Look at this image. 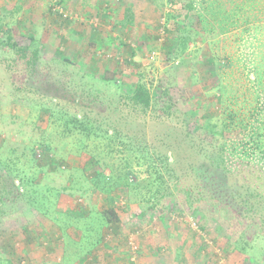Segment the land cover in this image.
<instances>
[{"label":"trees","instance_id":"16d2710c","mask_svg":"<svg viewBox=\"0 0 264 264\" xmlns=\"http://www.w3.org/2000/svg\"><path fill=\"white\" fill-rule=\"evenodd\" d=\"M227 1L219 4L221 1L199 0L198 4L209 16L220 11L221 6L227 11L234 10V13L242 11L238 3L240 0L237 3ZM248 1L253 4L255 0L244 2ZM187 2L188 5L181 7L186 11L183 10L184 13L181 9V20L176 22L175 16H169L168 21L173 19L175 26L170 30L165 28L161 56L166 63V72L160 80L159 95L155 98L140 78L124 92L115 93L117 97H111L109 88H102L97 81L109 84L111 79L82 74L86 65L79 56L69 60H46L35 38L30 39L29 45L21 46L12 42L9 35L6 41L0 37V52L3 53L0 55V101L5 97L15 98L16 108L26 105L28 119L35 115L33 124L38 126L42 122L55 136L70 139L83 162H88L81 168L84 176H80L86 190L108 198L107 207L100 210L91 209L85 213L61 211L60 198H73V189L79 191L76 185L81 184L80 177L71 173L64 189L39 191L36 188L38 184L34 186V180H24L18 174L16 163L3 164L5 172L0 174V223L12 221V224L9 229L10 224L1 223L0 232L9 229L15 233L16 220L23 219L25 214L21 211L17 213L18 202L33 217L30 223L21 226V234L26 233L27 239L34 238L36 247L45 244L44 247L50 251V248L54 249L52 239L55 238L61 240L64 246V239L68 240L72 236L69 231H73L79 236V247L86 241L87 249L84 250L90 253V248L96 246L109 231L113 230L118 235L120 217L114 200L116 193L121 192L126 205L135 203L137 210L133 213V220L138 225L144 227L145 223L155 218L158 223L154 227L161 226L164 230L157 235L159 244L156 250H152L158 264L163 256L160 243L168 239L177 240L179 229L171 230L173 222L168 219L170 215L176 214L187 220L191 216L202 233L209 232L208 226L214 225L213 234L218 237L225 235L231 252L246 254L251 244L264 238V93L261 85L264 78L258 75L256 84H260V90L252 92L250 101L241 96L240 102L245 104L239 107L238 97H229L226 85L219 82L220 76H216L213 87L219 92L216 99L220 106L216 118L207 111L203 113L201 105L190 104L184 89H179L182 105L176 104L175 92L170 91L173 89L172 80L177 81L175 64L179 63V68L184 69L186 59L192 55L189 44L196 41L195 37L199 35L201 42L213 41L223 33L225 25L224 20H218L219 29H222L216 33L195 3L191 0ZM124 13V19L130 21V11L125 9ZM56 17L68 21V17L63 18L61 14L57 13ZM233 22L235 24V21L230 24ZM1 30L0 26V33ZM169 61L175 64L169 67ZM203 61L208 67H213L210 72H218L217 67L220 68L221 63L215 58L207 57ZM68 65L74 75L80 73L82 81L87 78L93 84L81 85V81H73L67 76L56 80L57 71ZM166 73H171V77ZM37 142L35 146L40 147L35 150L36 158L37 154L38 158L47 154V159L50 154L41 148L44 145L39 144L43 141ZM87 167H92L90 176L86 174ZM29 184L32 187L30 191L26 189ZM8 206L16 213H4ZM198 234L200 242L193 243V264H209L203 258V255H209L208 245L201 233ZM32 243L28 240L27 244ZM133 247L127 249L131 253L128 257L130 264H136L131 260L134 254H138V250L135 251L137 248ZM221 250L220 255L214 253L211 264L219 263L218 258L225 254V250ZM24 256L31 264H48L44 255L35 257V253L30 252ZM175 258L180 259L178 249ZM0 264L13 262L10 258L0 257Z\"/></svg>","mask_w":264,"mask_h":264},{"label":"rangeland","instance_id":"374dc122","mask_svg":"<svg viewBox=\"0 0 264 264\" xmlns=\"http://www.w3.org/2000/svg\"><path fill=\"white\" fill-rule=\"evenodd\" d=\"M215 1H221L219 4L229 2ZM231 1L237 3V0ZM244 1L238 2L242 11L238 10L234 13V10L227 11L224 6H221L220 11H215L214 15L209 16L203 13V9L198 4L199 0H191L216 33L222 29H219L218 20H224L225 25H223V33L221 31L218 38L213 41L201 42L199 35L195 37L196 41L189 44L192 55L186 59L184 69L179 68V63L169 61V67L175 64L177 81L175 83L172 80L173 89L170 91L175 92L173 97L176 104L182 105V99L179 96L181 88L184 89L190 104L195 102L196 105L203 107V113L207 111L212 117H218L216 113L220 106L216 98L219 92L216 87H213L216 85V76H220L219 82L226 85L229 97H238L239 107L245 104L240 102L241 96H246L250 101L252 92L260 90V84H256V81L258 75L264 78V0H255L253 4ZM188 4L187 0H0V26L2 27L0 37L6 41L9 35L12 42L21 46L29 45L33 37L38 40V48L41 49V55L46 60L51 58L69 60L77 59L79 56L86 65V68L81 71L82 74L90 73L111 79L109 84L97 80L102 88L105 86L109 88L111 97H117L118 93L124 92L123 90L140 78L147 85L151 96L155 98L159 95L160 80L166 72V63L161 56V44L166 36L165 28L170 30L175 26L173 19L168 21L169 16L172 14L178 22L182 18V12L185 11L181 7ZM54 8L61 9L62 13L67 14L68 21L57 18L60 10L54 11ZM125 9L131 13L130 21L124 19ZM246 20H249L247 24L244 23ZM231 21H235V24L234 22L230 24ZM2 54L0 52V55ZM13 57L15 58L14 54ZM207 57L215 58V61L221 63L215 74L209 71L213 67H208L203 61ZM70 69L71 66L68 65L57 71L56 80L67 76L73 81H81V85L93 84L87 78L82 81L83 76L80 73L74 75ZM172 70L174 75V68ZM166 74L171 77V73ZM261 83L264 93V81ZM52 91L51 89L50 92ZM2 99L3 101H0L1 175L5 172L2 168L3 164L16 163L18 174L24 180H34V186L38 184L36 188H39V191L47 188L64 189L71 173L78 177L84 176L81 168L83 169L88 162H83L78 155L79 152L71 145L70 139L55 136L56 134L42 122L38 126L36 123L33 124L32 118L35 115L28 119L26 105L16 108L15 98ZM16 112L19 113L16 114ZM37 140L43 141L39 144L46 146L41 148L50 154L47 159V154H41V158H38L37 154L36 158L35 150L39 146H35L38 144ZM86 169V174L90 176L93 172L92 167ZM14 175L16 176L17 173L15 172ZM81 179L80 177L79 180ZM31 188L29 184L26 189L30 191ZM76 188L79 191L73 189L75 195L70 200L64 196L59 197L61 211L76 210L80 211L79 213H85L91 209L100 210L107 207L108 198L105 195L98 193L95 195L86 190L82 181L80 185H76ZM114 201L120 217L117 228L119 233L116 235L113 230L109 231L96 246L90 248V253H85L86 241L79 247V236L73 231H69L72 233L70 240L64 239V246L61 245V240L55 238L52 239L54 249L50 248V251L48 247H44L45 244L42 247H36L34 238L27 239L26 233L21 234V226L30 223L33 217L28 213V209L26 210L17 202V213L20 211L25 213L24 218L16 220L14 234L9 230L12 221L4 223L1 221L2 224L10 225L9 229L0 232V248L5 249V251L0 249V257L10 258L13 264H31L24 255L32 252L35 253V257L46 256L48 264H94V262L95 264H130L128 257L131 253L127 249L135 246L138 254L132 257L134 263L148 264L149 259L155 256L152 250H156L159 244L157 235H161L164 230L161 226L154 227V224L158 223L155 218L145 223L144 227L138 225L133 220L135 219L133 213L137 210L136 205L135 203L126 205L123 193L117 192ZM5 210L6 214L16 213L11 206L6 207ZM170 217L168 219L173 222L170 224L171 230L179 229L175 231L178 234L177 240L168 239L160 243L163 248L161 253L163 259H160L159 264H164L165 259L167 264H193L192 254L195 252L193 243L199 241L198 233H201L208 245L209 255H203V258L207 259L209 264L214 261V253L220 255L221 249L225 250V254L218 258V264L264 263V238H259L251 244L246 254L231 252L225 235L218 237L214 235L215 233L213 234L214 225L208 226L209 232L202 233L191 216L188 220L177 217L176 214ZM28 240L33 241L32 245L27 244ZM177 249L180 258L183 259L181 263L173 262L171 259V257L174 258ZM204 253L205 250L202 251V254ZM82 257L84 260H79ZM156 264H158L157 261Z\"/></svg>","mask_w":264,"mask_h":264},{"label":"crops","instance_id":"0c3cea01","mask_svg":"<svg viewBox=\"0 0 264 264\" xmlns=\"http://www.w3.org/2000/svg\"><path fill=\"white\" fill-rule=\"evenodd\" d=\"M181 257V256H180ZM161 258L163 259V256H161ZM171 259H172V261L174 262V260H176V262H178V263H181L182 261L181 260H183L182 258H180V259H174V258H172L171 257ZM148 264H156V258L155 257H153V258H151V260L149 259V262H148ZM164 264H167V261H166V259H165V263Z\"/></svg>","mask_w":264,"mask_h":264},{"label":"built area","instance_id":"2783aa9c","mask_svg":"<svg viewBox=\"0 0 264 264\" xmlns=\"http://www.w3.org/2000/svg\"><path fill=\"white\" fill-rule=\"evenodd\" d=\"M53 10H54V11H58V10H60L58 13H59V14H61V15L63 16V18H66V17H68V16H67V14H65V13H62V10H61V9L54 8ZM133 248H135V247H133ZM132 261H133V260H132Z\"/></svg>","mask_w":264,"mask_h":264}]
</instances>
